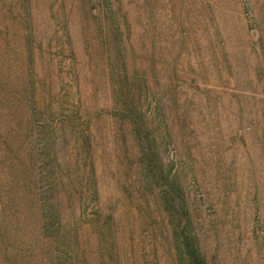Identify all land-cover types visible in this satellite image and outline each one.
Segmentation results:
<instances>
[{
  "label": "rangeland",
  "instance_id": "obj_1",
  "mask_svg": "<svg viewBox=\"0 0 264 264\" xmlns=\"http://www.w3.org/2000/svg\"><path fill=\"white\" fill-rule=\"evenodd\" d=\"M92 1L0 0V264H186L126 106L209 264H264V0Z\"/></svg>",
  "mask_w": 264,
  "mask_h": 264
},
{
  "label": "trees",
  "instance_id": "obj_2",
  "mask_svg": "<svg viewBox=\"0 0 264 264\" xmlns=\"http://www.w3.org/2000/svg\"><path fill=\"white\" fill-rule=\"evenodd\" d=\"M107 1L108 0H93L92 2L101 5L99 11L95 12V14H105V23L109 28H112L115 23L114 16L111 11H106L107 9L110 10V5ZM121 112L124 113L123 119L128 122L132 133H134L138 139L139 159L141 170L145 178V187L156 193L163 211L173 218L172 222L173 220L176 222L174 226L175 233L183 251L181 253L183 254V259H181L185 260L186 264H209L207 256L201 248L198 237L191 228L192 220L186 191L182 187L178 176H176L175 173L173 174L171 170H165V163L159 155L158 139L154 137L156 135L153 136V133L151 134L145 123L143 119L145 116L143 109L126 106ZM93 181L94 178L85 182L87 189H92ZM98 213H100V210L96 211V214ZM50 215L52 223H59L61 221V214L56 204L51 207ZM184 220H186V223H183ZM51 222H49V224H51ZM46 225L48 226V223Z\"/></svg>",
  "mask_w": 264,
  "mask_h": 264
}]
</instances>
